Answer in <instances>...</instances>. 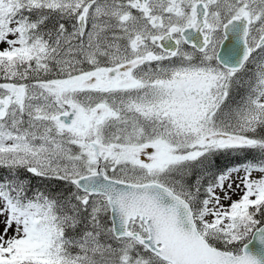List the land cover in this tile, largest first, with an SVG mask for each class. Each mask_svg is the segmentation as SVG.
Masks as SVG:
<instances>
[{
  "label": "snow or ice",
  "instance_id": "snow-or-ice-1",
  "mask_svg": "<svg viewBox=\"0 0 264 264\" xmlns=\"http://www.w3.org/2000/svg\"><path fill=\"white\" fill-rule=\"evenodd\" d=\"M0 264H264V0H0Z\"/></svg>",
  "mask_w": 264,
  "mask_h": 264
},
{
  "label": "trees",
  "instance_id": "trees-1",
  "mask_svg": "<svg viewBox=\"0 0 264 264\" xmlns=\"http://www.w3.org/2000/svg\"><path fill=\"white\" fill-rule=\"evenodd\" d=\"M234 161L230 160L229 158H221V163L223 164H229L233 163ZM34 184H39V181H33Z\"/></svg>",
  "mask_w": 264,
  "mask_h": 264
},
{
  "label": "rangeland",
  "instance_id": "rangeland-1",
  "mask_svg": "<svg viewBox=\"0 0 264 264\" xmlns=\"http://www.w3.org/2000/svg\"><path fill=\"white\" fill-rule=\"evenodd\" d=\"M251 67V66H250ZM234 199H235V197H234Z\"/></svg>",
  "mask_w": 264,
  "mask_h": 264
}]
</instances>
